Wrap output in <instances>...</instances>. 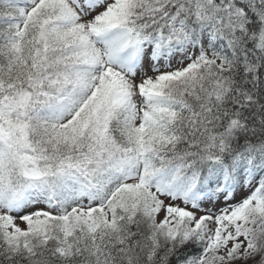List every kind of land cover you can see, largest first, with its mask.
<instances>
[{
    "label": "snow or ice",
    "instance_id": "obj_1",
    "mask_svg": "<svg viewBox=\"0 0 264 264\" xmlns=\"http://www.w3.org/2000/svg\"><path fill=\"white\" fill-rule=\"evenodd\" d=\"M0 264H264V0H0Z\"/></svg>",
    "mask_w": 264,
    "mask_h": 264
}]
</instances>
